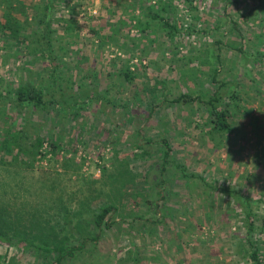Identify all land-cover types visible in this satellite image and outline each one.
<instances>
[{"label":"rangeland","instance_id":"374dc122","mask_svg":"<svg viewBox=\"0 0 264 264\" xmlns=\"http://www.w3.org/2000/svg\"><path fill=\"white\" fill-rule=\"evenodd\" d=\"M48 5L56 64L5 30L35 31ZM55 74L67 104L13 102ZM214 94L231 134L212 128ZM0 231V264H56L27 239L84 241L64 264H254L251 241L264 263V0H0Z\"/></svg>","mask_w":264,"mask_h":264},{"label":"trees","instance_id":"16d2710c","mask_svg":"<svg viewBox=\"0 0 264 264\" xmlns=\"http://www.w3.org/2000/svg\"><path fill=\"white\" fill-rule=\"evenodd\" d=\"M49 8H50L49 5L46 6V12H44L43 16L39 19L38 26L35 31L31 33H24L23 31H21L22 22L17 18H12L11 21L8 23V25H6L5 30H8L9 36L12 35L15 38H18L19 36L22 37L21 41L28 43L29 47L41 53L42 58L51 61V63H55L57 56L53 55L54 51L52 47H53V36L54 34H56L57 31L56 29H53V19L51 17H48L47 11L49 10ZM153 18H157L161 20L165 30L170 35L180 34L182 33V31H184V29H182V27H180L178 24L172 23L169 19L165 18L159 13L153 15ZM74 22H75L74 20L73 22H69L67 28L69 29ZM93 32L96 33L97 31H93ZM123 74L125 75V78L127 80H132L134 76V72L131 71L130 69L123 72ZM53 78L55 79V81H57L56 85H60V87L55 89L52 93L47 94L44 91H40L39 89L35 90L27 87H20L15 93L16 96L13 102L18 104L19 106L34 105L39 107L41 106L44 108L47 107L48 104H55V103L67 104L64 98L65 93H63L64 88L61 87L60 77L55 74L53 75ZM195 99L196 97H193L192 95L185 93V94H181L174 100L175 102H180L183 100L185 102H189V101H194ZM219 102H220V98L217 97V95L215 94L208 100L210 106V115H211L210 123L215 131L226 132L231 134L234 132V128L229 119V114L226 108L220 107ZM24 134L25 131L22 130L19 134V138ZM53 143L55 145V142ZM42 144H43V140L38 139L36 141V144H34L31 149L32 153H37L39 148L42 146ZM163 145H164V156H163L162 168L166 169L167 164L170 162L169 158L171 156L172 146L166 138L163 140ZM6 149H8V152H14L16 149L25 150L22 146V143L18 140V138L15 141L10 140L9 142H7ZM176 166L182 171L183 176L191 177V178H200L201 180H203L206 187L211 188L214 191H218L220 189V187L217 186L216 184L210 181H206L204 177L198 176L192 172L188 174L186 172V169L182 167V165L177 164ZM112 208H113L112 206L103 207L101 211L97 214L95 219L98 226L102 225L103 221L105 220L109 212H111ZM251 216H252V209L249 208L247 211V217L250 220L249 221L250 228L253 227ZM106 226H110V225L107 223ZM99 236L100 235H96L94 237V240H97ZM5 237H6L5 233L0 231V241L4 240ZM25 241H26V246L28 248H35L37 250H42L43 252L48 254L55 253L56 264L66 263L69 259L75 258L77 255H79L85 248L84 241L77 245L76 244L70 245L67 243L52 245L48 241H44L42 242V244H37L30 239H27ZM251 249L252 252L250 256L254 264H264L263 261L260 259L259 249L254 241H251ZM135 261H137V259H135ZM134 264H139V263L137 262Z\"/></svg>","mask_w":264,"mask_h":264}]
</instances>
